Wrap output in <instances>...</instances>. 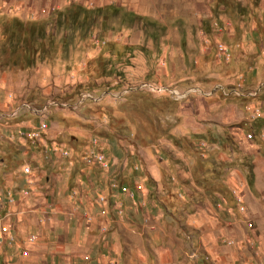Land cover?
I'll use <instances>...</instances> for the list:
<instances>
[{
  "label": "rangeland",
  "instance_id": "rangeland-1",
  "mask_svg": "<svg viewBox=\"0 0 264 264\" xmlns=\"http://www.w3.org/2000/svg\"><path fill=\"white\" fill-rule=\"evenodd\" d=\"M71 3L144 18L100 17L87 31L49 24L55 50L25 67L15 21ZM9 101L49 117L37 174L57 198L92 188L85 154L94 147L118 158L111 172L128 180L137 167L160 169L150 194L165 214L211 204L219 245L238 250L232 264H264V0H0V104Z\"/></svg>",
  "mask_w": 264,
  "mask_h": 264
},
{
  "label": "crops",
  "instance_id": "crops-1",
  "mask_svg": "<svg viewBox=\"0 0 264 264\" xmlns=\"http://www.w3.org/2000/svg\"><path fill=\"white\" fill-rule=\"evenodd\" d=\"M1 104L0 264H232L237 260V249L219 245L221 235H215L217 228L211 223V218L214 224L217 221V212L211 204L188 202L191 210L183 216L188 205L180 202L175 213L165 214L164 206L153 200L151 186H161L160 169L137 173V167L128 180L111 172L119 159L106 157L108 168L86 164L84 179L93 178L91 189L57 198L37 174V142L50 149L49 124L41 129V121L47 123L49 117L42 118L28 103ZM35 133L37 137L32 136ZM61 154L68 157L62 148ZM101 196L107 199L104 204ZM243 223L242 218L237 221L241 235H245ZM185 249L195 258L188 260Z\"/></svg>",
  "mask_w": 264,
  "mask_h": 264
},
{
  "label": "trees",
  "instance_id": "trees-1",
  "mask_svg": "<svg viewBox=\"0 0 264 264\" xmlns=\"http://www.w3.org/2000/svg\"><path fill=\"white\" fill-rule=\"evenodd\" d=\"M110 15H120L122 22L133 24L138 19H143V16L137 15L133 11H126L121 6L109 4L101 7L88 8L82 4L71 3L62 10L52 13L47 19H42L37 22L24 23L15 21L17 27L23 31V45L25 48L24 53V66L30 67L35 63V56L37 60H45L48 54L55 50V33L48 30V25L52 24L57 29L59 27L71 28L72 26L78 27L77 29H87L94 25L97 18L102 17L104 21L110 19ZM10 33V28L7 29ZM10 41L13 40L14 31L10 34ZM36 45V46H35ZM21 46V45H19ZM259 122H264L261 120ZM253 172V171H252ZM253 174V173H252ZM249 185L254 186V177L252 175L249 180Z\"/></svg>",
  "mask_w": 264,
  "mask_h": 264
},
{
  "label": "built area",
  "instance_id": "built-area-1",
  "mask_svg": "<svg viewBox=\"0 0 264 264\" xmlns=\"http://www.w3.org/2000/svg\"><path fill=\"white\" fill-rule=\"evenodd\" d=\"M222 50V52L223 53H225L227 50H223V49H221ZM50 106V105H49ZM48 105L47 106H45L44 107V109H45V111L48 109V107H49ZM47 112V111H46ZM37 114H39L40 115V113H37ZM44 114V112L42 113V115ZM43 118V117H42ZM46 121V119H43L41 122V129H46L47 128V123L45 122ZM33 137H37L38 135H37V133H35V134H33L32 135ZM249 136H251V135H249ZM97 142V141H96ZM64 154H66V153H64ZM85 163L88 165V166H93V165H95V164H99L101 167H103V168H108L109 167V162L107 161V159H106V157H105V155L102 153V152H100V151H98V150H96L95 148H91V149H89V151L85 154ZM25 172L26 173H30V167L29 166H26L25 167ZM123 191H125L126 189L125 188H123L122 189ZM25 194H28V191H26L25 192ZM106 197L105 196H101L100 197V201L104 204L105 202H106ZM102 214L103 215H106L107 214V212H106V210H103L102 211ZM89 219H91V217L89 218ZM34 239H35V237L34 236H31L30 237V240L31 241H34ZM4 241V238H3V235L0 237V242H3Z\"/></svg>",
  "mask_w": 264,
  "mask_h": 264
}]
</instances>
